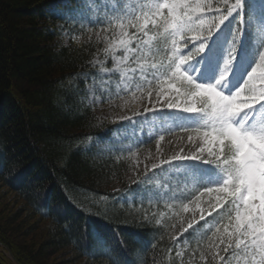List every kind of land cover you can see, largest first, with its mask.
Instances as JSON below:
<instances>
[{
  "label": "trees",
  "instance_id": "1",
  "mask_svg": "<svg viewBox=\"0 0 264 264\" xmlns=\"http://www.w3.org/2000/svg\"><path fill=\"white\" fill-rule=\"evenodd\" d=\"M82 1L0 0V264H53L60 254L65 264H186L128 151L90 143L117 128L96 114L82 76L107 47L97 30L114 21L71 13ZM228 28L225 45L237 41ZM188 61L197 73L204 58ZM182 129L138 147L187 153L201 142ZM205 235L199 246L213 240Z\"/></svg>",
  "mask_w": 264,
  "mask_h": 264
},
{
  "label": "rangeland",
  "instance_id": "2",
  "mask_svg": "<svg viewBox=\"0 0 264 264\" xmlns=\"http://www.w3.org/2000/svg\"><path fill=\"white\" fill-rule=\"evenodd\" d=\"M162 2L163 0H84L78 8L71 11L77 17L86 14V17L91 16L93 19L105 15L114 21L110 26L97 30L106 39L107 47L94 61L92 69L95 73L83 72L82 76L87 81L86 98L96 114L116 122L117 128L108 138L90 139V143L96 142L106 150L118 147L128 151L134 165V178H137L142 193L154 203L153 216L160 223L164 220L172 223L173 237L182 261L186 264H213L208 251L210 242L217 245L214 251L225 255L220 251L225 244L220 243L213 233L217 227L227 223L225 209L229 207V203L227 195L220 194L219 198L226 202L215 210L209 209V201L216 199V193H207L206 187L215 189L216 183L222 178L220 173L199 160L173 159L174 156L186 153V150L167 158L162 152H158V148L150 149L154 142L149 146L145 145L144 149L138 147L141 141L157 139L160 143L163 140L161 137L169 132L196 127L201 123L199 113L167 109L155 102V95L160 87L156 77L163 78L164 69L155 71L150 65L166 66L175 58L172 38L168 35L171 29L165 31L166 26L148 25L146 32L142 33L137 26L143 22L145 16H151L152 5ZM190 2L212 5V9L197 13L205 21L212 19L217 8L223 11V0ZM121 7L123 12L110 11ZM238 15L244 17V23L238 22ZM239 26L243 30L241 39L236 31ZM228 27L231 28L233 39L236 40L237 37L239 49L237 41L225 45ZM261 30H264V0H244L243 8L238 14L225 21L210 37L192 45L194 48L201 43L206 45L201 52L204 63L197 73L189 61L183 65V70L196 83L216 85L220 81L218 90H223L225 94H234L246 82L247 76L259 61V55L264 51L258 40L259 36L261 42H264V32ZM67 34L68 32L64 33L65 43L70 42ZM195 35L196 33H188L187 37ZM121 40L130 41L127 50L121 45ZM177 41V53L188 51L183 40L177 38ZM233 44L235 52L232 51ZM229 58L232 59V64L226 68L225 62ZM256 83L259 87V82ZM199 190H202L200 194ZM138 194V191H132L125 198L131 200ZM201 215L205 219H200ZM221 217H224L223 221ZM204 234L205 244L208 242V235H212L213 240L203 247L199 246V241ZM64 257L60 254L52 263L65 264L62 262ZM232 264H236V261L233 260Z\"/></svg>",
  "mask_w": 264,
  "mask_h": 264
},
{
  "label": "snow or ice",
  "instance_id": "3",
  "mask_svg": "<svg viewBox=\"0 0 264 264\" xmlns=\"http://www.w3.org/2000/svg\"><path fill=\"white\" fill-rule=\"evenodd\" d=\"M243 3L244 0H223V11L217 8L212 19L205 21L197 13L212 9L210 3L163 0L162 3L152 5L151 16H145L137 26L142 33L146 32L148 25L166 26L165 31L171 29L168 35L172 38L175 58L166 66L150 65L155 71L164 69L163 78L156 77L160 87L155 102L167 109L201 114L198 126L182 129L196 133L201 143L194 145L187 153L181 150L183 154L173 159L199 160L215 168L222 177L215 189L206 187L207 193H216V199L209 201L211 210L226 202L219 198L220 194L228 197L229 207L225 209L227 223L217 227L213 233L220 243L225 244L220 249L225 255L213 250L217 246L214 242L209 243L208 249L212 260L222 264H232L233 260L236 264H264V51L243 86L234 94H225L223 90H218L220 81L216 85L196 83L183 70V65L189 59L205 50V44L201 43L190 54L177 53L175 46L177 38L183 40L189 49L196 42L210 37L225 21L240 12ZM110 11L116 13L124 9L113 8ZM238 22L244 23L242 15H238ZM236 31L239 32V28ZM188 33L196 35L187 37ZM258 40L264 49V42H261L259 36ZM120 43L127 50L130 41L121 40ZM232 51L235 52V44ZM231 64L232 59L229 58L225 67ZM256 82H259V87ZM188 140L193 141L194 137L189 135ZM200 219L205 217L201 215ZM223 220L224 217H221ZM114 264L119 262L114 261Z\"/></svg>",
  "mask_w": 264,
  "mask_h": 264
}]
</instances>
